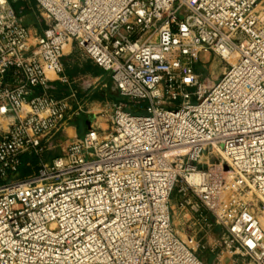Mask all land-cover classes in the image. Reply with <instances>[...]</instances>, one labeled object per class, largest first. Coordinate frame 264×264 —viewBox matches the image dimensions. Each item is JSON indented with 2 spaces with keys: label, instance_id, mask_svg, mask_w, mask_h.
<instances>
[{
  "label": "built area",
  "instance_id": "2783aa9c",
  "mask_svg": "<svg viewBox=\"0 0 264 264\" xmlns=\"http://www.w3.org/2000/svg\"><path fill=\"white\" fill-rule=\"evenodd\" d=\"M35 2L41 34L0 0V121L13 116L0 134V264H205L194 237L175 232L174 191L264 264V229L242 194L264 213V0ZM74 42L145 113L118 102L107 133L89 127L46 161L83 112L63 74ZM202 53L226 63L210 86L195 70ZM49 73L69 95L50 93ZM25 155L39 167L18 179Z\"/></svg>",
  "mask_w": 264,
  "mask_h": 264
},
{
  "label": "rangeland",
  "instance_id": "374dc122",
  "mask_svg": "<svg viewBox=\"0 0 264 264\" xmlns=\"http://www.w3.org/2000/svg\"><path fill=\"white\" fill-rule=\"evenodd\" d=\"M21 22H23L22 19ZM225 67L226 63L220 58L213 54L202 53L199 61L195 65V70L202 74V77L210 86L212 82L220 77ZM78 89L81 92L82 101L85 103L86 114L83 116L90 121L91 126H93V122H99V124H101L100 130L103 133H107L111 128V111L114 104H117L119 101L126 103L132 113H145L143 107L146 103H141L143 107L140 105L133 106L127 103V100L120 96L108 74H104L102 81L89 83L87 90L84 91L81 85ZM95 96H100L104 99H98ZM3 125L6 126L7 123L3 122ZM76 137L73 130H65L62 135L54 136L53 147L45 154L44 160L48 161L52 157L61 155L67 145L74 142ZM25 157L28 158L26 165L28 168L32 169V172L30 171L31 176L36 173L39 167V159L35 156L29 157L25 155ZM202 161L213 163L216 162L217 159L214 155L205 154L202 156ZM17 178L23 179L21 175H18ZM242 194L245 196L244 198L256 205L254 209L259 215L261 225L264 229V213L259 210L260 204L254 193L245 189ZM190 199L192 203L197 202L194 196H191ZM181 200L182 196L174 191L170 198V206L175 232L183 240H186L188 236L194 237L195 241L199 243L197 255L205 264H253L254 259L252 254L242 249L236 239L230 246L228 245V241H230L231 238H228L224 225L220 220H216L214 215H212L206 207L200 206V210L202 214L207 217V223H210V226H207L205 224L206 222L192 211L190 205L183 208L180 207L179 204Z\"/></svg>",
  "mask_w": 264,
  "mask_h": 264
},
{
  "label": "crops",
  "instance_id": "0c3cea01",
  "mask_svg": "<svg viewBox=\"0 0 264 264\" xmlns=\"http://www.w3.org/2000/svg\"><path fill=\"white\" fill-rule=\"evenodd\" d=\"M8 1L11 4L12 8L19 14L20 18L23 21L22 23L26 25L33 34H41L43 32V30L46 28V23L44 22V19L40 16L36 8L35 0ZM62 64L63 74L74 82L72 87L77 90L76 101L79 102L83 108V112L79 116L71 117V120L68 122L65 130H73L76 136H82L89 127L100 128L101 124H99V122L92 121L93 126H91L90 121L83 116L84 114H86L85 103L84 101H82L83 99L80 94L81 92L78 88L81 85L82 89L85 91L87 90L89 83L102 81L104 74L108 73L98 67L94 62H92V60H90L75 43H69L65 45ZM48 78L51 88L50 93L52 95L56 97L69 95L70 88L63 85L58 80L57 75L49 73ZM6 79L8 81L12 80L11 76H8ZM95 97H97L98 99H104L100 96ZM74 103L75 102H73V108L76 107ZM12 120L13 116H7L0 121V134L6 131V129L8 128V124ZM2 121L6 122L7 125L4 126ZM27 159L28 158H26L25 156L22 157L17 176L21 175L23 178H27L28 176H30L32 169L28 168V166L26 165ZM51 159H49L48 161H50Z\"/></svg>",
  "mask_w": 264,
  "mask_h": 264
},
{
  "label": "bare ground",
  "instance_id": "6f19581e",
  "mask_svg": "<svg viewBox=\"0 0 264 264\" xmlns=\"http://www.w3.org/2000/svg\"><path fill=\"white\" fill-rule=\"evenodd\" d=\"M213 67H214V65H213ZM215 68H216V66H215Z\"/></svg>",
  "mask_w": 264,
  "mask_h": 264
},
{
  "label": "water",
  "instance_id": "95a60500",
  "mask_svg": "<svg viewBox=\"0 0 264 264\" xmlns=\"http://www.w3.org/2000/svg\"><path fill=\"white\" fill-rule=\"evenodd\" d=\"M225 169H227V168H225Z\"/></svg>",
  "mask_w": 264,
  "mask_h": 264
}]
</instances>
